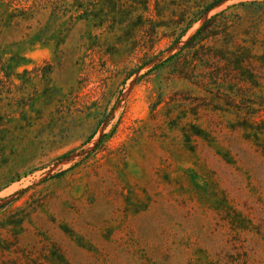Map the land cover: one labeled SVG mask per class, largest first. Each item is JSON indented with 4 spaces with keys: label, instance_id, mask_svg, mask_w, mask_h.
<instances>
[{
    "label": "rangeland",
    "instance_id": "374dc122",
    "mask_svg": "<svg viewBox=\"0 0 264 264\" xmlns=\"http://www.w3.org/2000/svg\"><path fill=\"white\" fill-rule=\"evenodd\" d=\"M214 1L0 0V264H264V0Z\"/></svg>",
    "mask_w": 264,
    "mask_h": 264
},
{
    "label": "trees",
    "instance_id": "16d2710c",
    "mask_svg": "<svg viewBox=\"0 0 264 264\" xmlns=\"http://www.w3.org/2000/svg\"><path fill=\"white\" fill-rule=\"evenodd\" d=\"M221 0H216L214 2H212L211 4H209L206 8H205V11L208 10L209 8L215 6L216 4H218ZM205 11H203L202 13H204ZM246 264V263H244Z\"/></svg>",
    "mask_w": 264,
    "mask_h": 264
}]
</instances>
